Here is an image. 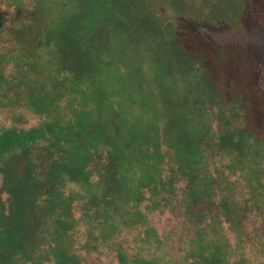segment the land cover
Returning <instances> with one entry per match:
<instances>
[{"label":"rangeland","instance_id":"obj_1","mask_svg":"<svg viewBox=\"0 0 264 264\" xmlns=\"http://www.w3.org/2000/svg\"><path fill=\"white\" fill-rule=\"evenodd\" d=\"M15 169L0 264H264V0H0V214Z\"/></svg>","mask_w":264,"mask_h":264},{"label":"trees","instance_id":"obj_2","mask_svg":"<svg viewBox=\"0 0 264 264\" xmlns=\"http://www.w3.org/2000/svg\"><path fill=\"white\" fill-rule=\"evenodd\" d=\"M38 15V16H37ZM38 17H39V11L38 8L35 11V15H34V25L37 29L39 28L40 33L43 32V27L41 25H39L38 23ZM148 22H145L143 24V26L145 28H149L150 26L147 24ZM68 31H71V29H69ZM72 32V31H71ZM33 31L30 29L28 30V32H26L24 34L23 37H21L20 39V44H27L28 42H33L32 39H30L31 36H33ZM103 33L100 32L97 34V36L90 38L89 40H87V44L92 47V48H97L100 45L101 39H102ZM40 37V36H39ZM66 39H64L65 43H70V45H75V43L73 42L71 37V34L66 35ZM97 37V38H96ZM86 39H84L83 41H85ZM75 47V46H73ZM67 49V47H66ZM108 53V48H107V52ZM168 55L169 58H171V55L169 54L168 51ZM95 57V56H94ZM78 60H80V58L77 56ZM67 59V58H66ZM72 70V67H70ZM73 71V70H72ZM206 76V74H204ZM209 85H213L216 86L211 80L205 81L203 84L200 82L199 85H197V88L199 90V92H201V89H207ZM210 88V87H209ZM12 166V165H11ZM18 163L14 162V167H17ZM10 170V169H9ZM18 169L15 170H11V171H5L4 172V180H5V189L8 190L10 189L12 192L15 193V200H14V204H15V209H13V211H11L10 214H6L3 212L0 214V219H2L3 222L0 227L2 229H5L8 233L9 239L13 240L14 244H13V250L14 252L18 253L20 251L24 252V251H28L29 247L36 241H40V238L37 236V231L36 229L33 228V226H37L40 227V223L37 220V210L35 207V203L38 199L37 196H35L34 192L30 190V187H32V184H28L24 181V183L19 182L20 186H14V182L15 181V174L17 172ZM32 171V172H31ZM32 173H33V168H29L28 169V173L27 176L28 178L32 177ZM3 214H5L3 216ZM35 233H32L34 232ZM41 233V231H40ZM37 236V238H36ZM4 245V243H2ZM4 257H1L0 260H3Z\"/></svg>","mask_w":264,"mask_h":264}]
</instances>
